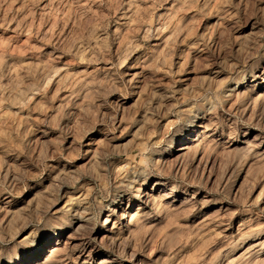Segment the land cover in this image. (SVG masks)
Wrapping results in <instances>:
<instances>
[{
    "label": "rangeland",
    "instance_id": "rangeland-1",
    "mask_svg": "<svg viewBox=\"0 0 264 264\" xmlns=\"http://www.w3.org/2000/svg\"><path fill=\"white\" fill-rule=\"evenodd\" d=\"M0 264H264V0H0Z\"/></svg>",
    "mask_w": 264,
    "mask_h": 264
},
{
    "label": "bare ground",
    "instance_id": "bare-ground-1",
    "mask_svg": "<svg viewBox=\"0 0 264 264\" xmlns=\"http://www.w3.org/2000/svg\"><path fill=\"white\" fill-rule=\"evenodd\" d=\"M169 150V149H168ZM165 151V150H164ZM137 199V198H136ZM136 201V200H135ZM142 202V201H141ZM129 213V212H128ZM133 213V212H132ZM131 214V213H130ZM129 216V215H128ZM129 219V218H128ZM124 222V221H123Z\"/></svg>",
    "mask_w": 264,
    "mask_h": 264
}]
</instances>
